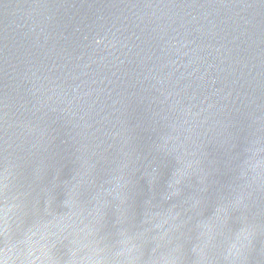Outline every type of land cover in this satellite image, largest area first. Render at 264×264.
I'll use <instances>...</instances> for the list:
<instances>
[{
	"label": "water",
	"instance_id": "obj_1",
	"mask_svg": "<svg viewBox=\"0 0 264 264\" xmlns=\"http://www.w3.org/2000/svg\"><path fill=\"white\" fill-rule=\"evenodd\" d=\"M0 264H264V0H0Z\"/></svg>",
	"mask_w": 264,
	"mask_h": 264
}]
</instances>
